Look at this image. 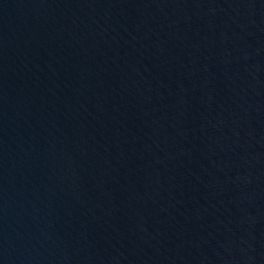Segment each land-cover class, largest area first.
Here are the masks:
<instances>
[{
  "label": "water",
  "instance_id": "95a60500",
  "mask_svg": "<svg viewBox=\"0 0 264 264\" xmlns=\"http://www.w3.org/2000/svg\"><path fill=\"white\" fill-rule=\"evenodd\" d=\"M0 264H264V0H0Z\"/></svg>",
  "mask_w": 264,
  "mask_h": 264
}]
</instances>
